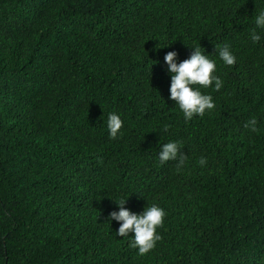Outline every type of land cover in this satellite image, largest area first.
<instances>
[{"label": "trees", "instance_id": "trees-1", "mask_svg": "<svg viewBox=\"0 0 264 264\" xmlns=\"http://www.w3.org/2000/svg\"><path fill=\"white\" fill-rule=\"evenodd\" d=\"M261 11L264 0H0V264H264ZM195 47L223 87L202 88L216 107L186 120L165 56ZM169 142L187 156L179 171L159 159ZM120 199L166 213L146 255L117 235Z\"/></svg>", "mask_w": 264, "mask_h": 264}, {"label": "clouds", "instance_id": "clouds-1", "mask_svg": "<svg viewBox=\"0 0 264 264\" xmlns=\"http://www.w3.org/2000/svg\"><path fill=\"white\" fill-rule=\"evenodd\" d=\"M256 26L264 28V11H261L255 17ZM251 40L258 42L260 36L255 30L252 31ZM195 51L190 59L181 63L176 62L177 53L169 52L165 60L169 66L171 75L170 98L176 102L182 111L186 120H191L195 115L203 116L206 111L215 109L211 95L203 94L201 89H207L215 85V90L219 91L223 87V81L215 74L216 63L201 51L200 47H195ZM218 55L223 63L232 66L236 62V57L232 54L228 46L217 48ZM257 120L250 119L244 124V128L251 132L258 131ZM123 121L116 113L108 116L107 127L110 138H117L122 129ZM165 131L168 130L165 126ZM162 163L170 160L177 161V170L179 171L185 164L187 156L180 152L177 142H169L162 146L159 154ZM201 166H205L207 161L201 157L199 161ZM119 205V211L110 213V219L121 222L117 235L127 237L129 233H134V240L131 244L133 248H138L139 255L143 256L155 248L157 241L161 236L157 234V229L163 226L166 215L164 209L153 204L145 210L136 214L125 207L127 200L120 199L116 201Z\"/></svg>", "mask_w": 264, "mask_h": 264}]
</instances>
